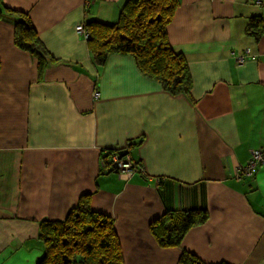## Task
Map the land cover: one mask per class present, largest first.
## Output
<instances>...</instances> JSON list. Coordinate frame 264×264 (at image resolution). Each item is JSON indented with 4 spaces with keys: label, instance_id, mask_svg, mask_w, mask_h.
Wrapping results in <instances>:
<instances>
[{
    "label": "crops",
    "instance_id": "0c3cea01",
    "mask_svg": "<svg viewBox=\"0 0 264 264\" xmlns=\"http://www.w3.org/2000/svg\"><path fill=\"white\" fill-rule=\"evenodd\" d=\"M125 2L0 0V264H36L40 222L64 219L83 193L112 217L124 264H178L183 251L264 264V163L237 171L264 148V0H179L167 36L189 95L169 94L130 55L93 61L76 26L115 22ZM7 10L28 14L47 50L40 73ZM254 15L258 37L245 30ZM129 143L140 172L114 165ZM169 209L207 219L161 247L149 223Z\"/></svg>",
    "mask_w": 264,
    "mask_h": 264
},
{
    "label": "trees",
    "instance_id": "16d2710c",
    "mask_svg": "<svg viewBox=\"0 0 264 264\" xmlns=\"http://www.w3.org/2000/svg\"><path fill=\"white\" fill-rule=\"evenodd\" d=\"M178 5L179 0H126L117 21L87 22L84 26L89 34L87 45L91 58L97 65H103L110 53L130 55L137 69L158 81L169 94L189 95L192 80L187 61L181 52L171 47L167 36V26ZM7 11L15 15V44L37 56L40 73L48 63V53L36 37L28 14ZM262 29L259 15L249 17L246 33L258 37ZM134 145L136 143H129L128 154ZM111 153L112 150L105 157ZM130 157L135 170L139 171V162ZM90 201L91 193H83L64 219L40 222L43 254L36 264H124L112 217L93 210ZM206 219L205 209H169L150 221L149 230L159 246L174 247L181 243L189 229ZM178 264L207 263L183 251Z\"/></svg>",
    "mask_w": 264,
    "mask_h": 264
},
{
    "label": "built area",
    "instance_id": "2783aa9c",
    "mask_svg": "<svg viewBox=\"0 0 264 264\" xmlns=\"http://www.w3.org/2000/svg\"><path fill=\"white\" fill-rule=\"evenodd\" d=\"M77 33L82 34L85 38L89 37L88 32L84 28L83 24H78L76 26ZM244 56H239L238 61L243 62ZM93 95L95 97L99 96V91L95 90ZM114 161L120 171L127 172L130 174L133 171V164L131 158L127 155L122 158H118L117 155H114ZM264 163V148L251 149L249 158L244 165H240L237 169L239 175H251L254 172L256 165Z\"/></svg>",
    "mask_w": 264,
    "mask_h": 264
},
{
    "label": "rangeland",
    "instance_id": "374dc122",
    "mask_svg": "<svg viewBox=\"0 0 264 264\" xmlns=\"http://www.w3.org/2000/svg\"><path fill=\"white\" fill-rule=\"evenodd\" d=\"M125 149H126V148H125ZM116 155H117V157H118V154H116ZM127 155L130 157V154H128V152H127L125 155H123L122 157L127 156ZM122 157H121V158H122ZM130 158H131V157H130ZM114 165H115V167L117 168V170H119L118 167H117V165H116V162H115V161H114ZM138 168H139V172L142 171V168H141L140 165H139ZM134 170H135V167L133 166V171H134ZM133 171H132V172H133ZM132 172H131V173H132Z\"/></svg>",
    "mask_w": 264,
    "mask_h": 264
},
{
    "label": "water",
    "instance_id": "95a60500",
    "mask_svg": "<svg viewBox=\"0 0 264 264\" xmlns=\"http://www.w3.org/2000/svg\"><path fill=\"white\" fill-rule=\"evenodd\" d=\"M128 152L127 149H121L119 152H118V158H121L123 155H125L126 153Z\"/></svg>",
    "mask_w": 264,
    "mask_h": 264
}]
</instances>
